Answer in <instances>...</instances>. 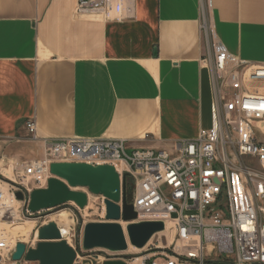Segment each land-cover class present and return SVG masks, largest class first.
<instances>
[{"label":"crops","instance_id":"0c3cea01","mask_svg":"<svg viewBox=\"0 0 264 264\" xmlns=\"http://www.w3.org/2000/svg\"><path fill=\"white\" fill-rule=\"evenodd\" d=\"M76 4L0 0L3 161L39 158L44 140L72 137L171 150L210 127L200 0H134L133 17L111 21ZM208 16L232 54L264 65V0H213Z\"/></svg>","mask_w":264,"mask_h":264},{"label":"built area","instance_id":"2783aa9c","mask_svg":"<svg viewBox=\"0 0 264 264\" xmlns=\"http://www.w3.org/2000/svg\"><path fill=\"white\" fill-rule=\"evenodd\" d=\"M200 2L201 28L209 50L201 62L211 76L209 128H201L195 138L174 142L171 150H130L128 140L122 138L72 137L44 140L40 158L13 163L0 157V182L10 186L8 191L16 200L15 193L23 191L24 199L19 201L24 204L33 189L47 186L54 162L111 164L121 181L127 174L126 192L133 185L128 202L139 214L135 222L165 223L164 234L131 257L128 251L85 249L83 231L71 235L56 222L63 239L76 251L74 264L116 259L126 264H264V142L257 137L258 130L264 133V65L232 54L210 22L213 0ZM133 5L134 0H77L76 12L123 20L134 16ZM26 128L32 139H38L35 120H28ZM3 168H12L13 177ZM3 197L0 191V209L12 213L2 204ZM119 204L122 208V196ZM102 209L105 214V203ZM119 222L130 247L129 223ZM17 243L0 237V264H33L25 260L28 245L22 259H13Z\"/></svg>","mask_w":264,"mask_h":264},{"label":"water","instance_id":"95a60500","mask_svg":"<svg viewBox=\"0 0 264 264\" xmlns=\"http://www.w3.org/2000/svg\"><path fill=\"white\" fill-rule=\"evenodd\" d=\"M52 177L47 186L35 188L29 195L27 209L31 213L54 209L75 203L84 209L89 204L87 189L91 194L105 197V220L88 222L83 230L85 249L105 248L114 252L127 251L129 244L121 219L129 224L126 231L130 244L138 249L145 248L152 237L165 230L163 221H138L139 214L126 196L125 179L121 181L120 173L111 164H89L77 162H54L51 165ZM15 196L24 199L23 191ZM122 196L123 206L120 201ZM176 217V214H173ZM39 242L36 247H29L18 242L13 253L14 260L22 259L39 264H74L76 251L63 239L59 226L52 221L39 229ZM105 264H126L122 259L108 260Z\"/></svg>","mask_w":264,"mask_h":264},{"label":"rangeland","instance_id":"374dc122","mask_svg":"<svg viewBox=\"0 0 264 264\" xmlns=\"http://www.w3.org/2000/svg\"><path fill=\"white\" fill-rule=\"evenodd\" d=\"M24 161H28V159ZM12 162L15 163L16 161L12 160ZM0 187L9 189L10 186L6 183L0 182ZM79 190L86 191L90 196L89 204L84 209L78 208L75 203L71 202L58 208L43 210L38 213H31L30 211H26L27 204H24L19 200L16 201L12 199V207H10L13 209L12 213L6 212V214L3 212V208L0 209V237L7 236L13 240L11 235H13L17 229L24 227L30 228L31 235L29 240H20L18 242H24L29 247H36L37 243L39 242V229L49 222L54 221L60 225L64 224L65 228L70 230L71 235L76 234L77 236L84 230V226L88 222L104 221L105 214L103 213L102 209L104 204L103 197L100 195L91 194L87 189L84 188H79ZM64 214H66L67 217H65ZM148 246L149 244L146 247ZM145 248L139 250L138 248L130 245L129 249L127 250L128 256H139L144 252ZM33 264L39 263L33 262Z\"/></svg>","mask_w":264,"mask_h":264},{"label":"bare ground","instance_id":"6f19581e","mask_svg":"<svg viewBox=\"0 0 264 264\" xmlns=\"http://www.w3.org/2000/svg\"><path fill=\"white\" fill-rule=\"evenodd\" d=\"M2 171H3V173L6 174L7 176H11V177H13V174H12V168H10V169L3 168ZM2 187H3V186H2ZM2 187H0V191H2V192L4 193V197H3V199L1 200V201H2V204H3V205H6V204H7L9 207H12L11 200L14 199L13 196L9 193V191H8L7 188L5 189V188H2ZM14 200H16V199H14ZM16 201H18V200H16ZM6 214H7V213H6ZM64 216L67 217L66 214H64ZM140 218H143V215H142V214H140ZM67 231H68V230H67ZM67 231L64 230V233L67 232ZM163 234H164V233H162V232L156 233V234L152 237V239L150 240V242H153L154 240L160 238ZM30 235H31V230H30V228H26V227H24V228H19V229H17V231H16L13 235H11V237H12V239H13L12 241H14V242H18V241H20V240L28 241ZM9 239H10V238H9ZM170 241H172V239H170L169 242H170ZM150 242H149V243H150ZM133 247H134V246H133ZM135 248H136V247H135ZM139 250H141V249H139Z\"/></svg>","mask_w":264,"mask_h":264},{"label":"trees","instance_id":"16d2710c","mask_svg":"<svg viewBox=\"0 0 264 264\" xmlns=\"http://www.w3.org/2000/svg\"><path fill=\"white\" fill-rule=\"evenodd\" d=\"M127 200L131 201L133 197V185H128L127 192H126Z\"/></svg>","mask_w":264,"mask_h":264}]
</instances>
